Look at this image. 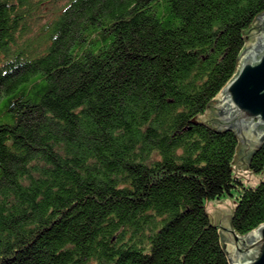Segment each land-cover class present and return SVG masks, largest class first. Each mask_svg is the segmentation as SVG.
I'll return each instance as SVG.
<instances>
[{"label":"trees","instance_id":"1","mask_svg":"<svg viewBox=\"0 0 264 264\" xmlns=\"http://www.w3.org/2000/svg\"><path fill=\"white\" fill-rule=\"evenodd\" d=\"M263 11L0 0V264H230L206 203L236 196L240 234L263 223L264 145L246 185L207 113Z\"/></svg>","mask_w":264,"mask_h":264},{"label":"water","instance_id":"2","mask_svg":"<svg viewBox=\"0 0 264 264\" xmlns=\"http://www.w3.org/2000/svg\"><path fill=\"white\" fill-rule=\"evenodd\" d=\"M248 33L250 42L240 52L236 72L222 87L208 113L211 124L219 129L235 130L239 136L241 144L235 163L238 167L264 145V11L256 17ZM218 202V206L206 204V207L220 231L229 263L264 264V222L240 234L232 223L235 200L233 207L222 200Z\"/></svg>","mask_w":264,"mask_h":264},{"label":"rangeland","instance_id":"3","mask_svg":"<svg viewBox=\"0 0 264 264\" xmlns=\"http://www.w3.org/2000/svg\"><path fill=\"white\" fill-rule=\"evenodd\" d=\"M248 42H250V39H248L247 43ZM245 166H246L245 164H243V166H242V164H240L238 167V165L235 166V163H234V168L236 167L235 173L236 174L239 173V174H237L238 176H240V174H242V176H240V177L243 179V181L246 185H256L259 182L260 178L262 177V174L258 175L255 172L251 171L249 168H244ZM239 170H242V171H239ZM234 171H235V169H234ZM244 172H246V173H244ZM234 194L236 195L237 192L234 191ZM224 198L217 199V200H210L206 204L209 206H212V205L218 206V204L220 203L218 201L222 200L223 202L229 203L230 207H233V205H232L233 200H235V202H236V196L228 195V196H225Z\"/></svg>","mask_w":264,"mask_h":264}]
</instances>
